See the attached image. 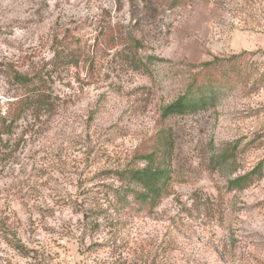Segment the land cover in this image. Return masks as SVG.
<instances>
[{
  "label": "rangeland",
  "instance_id": "rangeland-1",
  "mask_svg": "<svg viewBox=\"0 0 264 264\" xmlns=\"http://www.w3.org/2000/svg\"><path fill=\"white\" fill-rule=\"evenodd\" d=\"M72 38L0 164V264H264V168L233 185L264 162V0H0L2 114ZM216 59L213 105L164 117ZM154 151L169 179L139 204Z\"/></svg>",
  "mask_w": 264,
  "mask_h": 264
},
{
  "label": "trees",
  "instance_id": "trees-1",
  "mask_svg": "<svg viewBox=\"0 0 264 264\" xmlns=\"http://www.w3.org/2000/svg\"><path fill=\"white\" fill-rule=\"evenodd\" d=\"M85 56L86 50L80 40L72 38L70 44H60L55 50L53 61L48 64L50 68L32 75L15 72L14 79L23 90V94L10 102L5 114L0 112V164L3 165L15 158L19 141L14 142V137L19 123L26 121L28 126L34 127L54 107L55 102L48 86L51 74L67 66L78 67ZM224 68L220 59L205 63L194 75L186 92L165 108L164 117L194 113L212 106L217 98L216 89L225 86V77L228 73ZM156 158V151L149 153L145 157L147 166L133 173L135 182L140 184V189L134 190L136 203L143 204L151 198L155 199L161 194L163 186L169 179L168 172L154 168ZM263 168L264 162L250 173L237 178L233 182L234 187L237 190L243 189L244 184L249 185Z\"/></svg>",
  "mask_w": 264,
  "mask_h": 264
}]
</instances>
